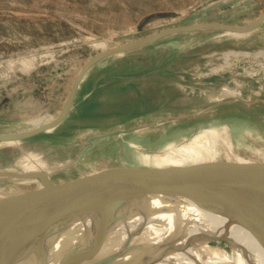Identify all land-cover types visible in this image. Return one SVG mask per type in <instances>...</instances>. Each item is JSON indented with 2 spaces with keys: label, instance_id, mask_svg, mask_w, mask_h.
<instances>
[{
  "label": "rangeland",
  "instance_id": "374dc122",
  "mask_svg": "<svg viewBox=\"0 0 264 264\" xmlns=\"http://www.w3.org/2000/svg\"><path fill=\"white\" fill-rule=\"evenodd\" d=\"M263 10L264 0H0V133L52 121L98 51L175 24L245 25ZM132 128L93 139L72 165L90 138ZM211 162L264 163V22L249 34L181 33L103 59L57 127L0 142V172L60 170L54 183L117 164ZM41 183L0 177V199Z\"/></svg>",
  "mask_w": 264,
  "mask_h": 264
},
{
  "label": "water",
  "instance_id": "95a60500",
  "mask_svg": "<svg viewBox=\"0 0 264 264\" xmlns=\"http://www.w3.org/2000/svg\"><path fill=\"white\" fill-rule=\"evenodd\" d=\"M263 22L264 10L245 25L217 21L175 24L98 51L84 64L60 113L52 121L22 132L0 133V142L22 141L57 127L71 112L85 74L103 59L139 50L181 33L249 34ZM134 129L90 138V145L72 165L84 159L93 139ZM55 172H0V177L42 179L38 188L0 199V264H156L172 249L167 247L149 257L134 236L121 239L111 233L120 223L141 214L145 202L154 197L183 198L215 210L248 229L264 247V163L211 162L164 167L117 164L54 183L50 177ZM88 220L91 228L87 231L74 230L77 223ZM59 241L61 244L56 249ZM139 253H142L140 260L132 263L131 259Z\"/></svg>",
  "mask_w": 264,
  "mask_h": 264
},
{
  "label": "bare ground",
  "instance_id": "6f19581e",
  "mask_svg": "<svg viewBox=\"0 0 264 264\" xmlns=\"http://www.w3.org/2000/svg\"><path fill=\"white\" fill-rule=\"evenodd\" d=\"M145 203L141 214L120 223L111 233L121 239L134 236L149 257L172 249L156 264H264L263 245L230 217L183 198L154 197ZM88 228L89 220L74 226L78 232ZM141 254L131 262L139 261Z\"/></svg>",
  "mask_w": 264,
  "mask_h": 264
},
{
  "label": "crops",
  "instance_id": "0c3cea01",
  "mask_svg": "<svg viewBox=\"0 0 264 264\" xmlns=\"http://www.w3.org/2000/svg\"><path fill=\"white\" fill-rule=\"evenodd\" d=\"M84 78V77H83Z\"/></svg>",
  "mask_w": 264,
  "mask_h": 264
}]
</instances>
